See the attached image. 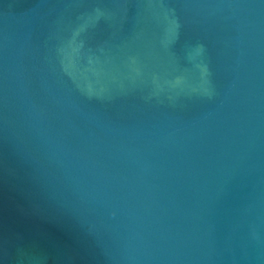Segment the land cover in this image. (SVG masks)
Masks as SVG:
<instances>
[{
	"label": "water",
	"instance_id": "water-1",
	"mask_svg": "<svg viewBox=\"0 0 264 264\" xmlns=\"http://www.w3.org/2000/svg\"><path fill=\"white\" fill-rule=\"evenodd\" d=\"M0 264H264V0H0Z\"/></svg>",
	"mask_w": 264,
	"mask_h": 264
}]
</instances>
